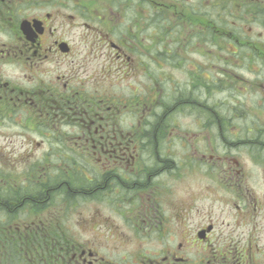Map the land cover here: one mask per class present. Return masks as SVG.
<instances>
[{
  "label": "flooded vegetation",
  "instance_id": "obj_1",
  "mask_svg": "<svg viewBox=\"0 0 264 264\" xmlns=\"http://www.w3.org/2000/svg\"><path fill=\"white\" fill-rule=\"evenodd\" d=\"M68 1L0 0V264H264V110L212 101L218 80L235 86L229 58L264 62L245 25L264 18V0H205L202 15L175 0H102L108 23L133 13L146 25L166 13L177 31L165 37L168 24L156 25L158 40L134 50L126 35L114 41L87 24L111 50L91 71L66 37L68 17L80 18ZM216 13L238 21L218 23L208 16ZM215 36L226 52L213 79L210 63L181 54L216 45ZM149 64L162 75L151 83ZM123 75L144 78L126 94L115 89ZM241 85L264 103V81ZM243 111L258 113L250 126L236 122ZM180 112L190 114L186 126L169 121ZM82 201L97 210L77 219L79 230L104 225L137 247L104 248L101 232L77 240L67 213Z\"/></svg>",
  "mask_w": 264,
  "mask_h": 264
},
{
  "label": "rangeland",
  "instance_id": "obj_2",
  "mask_svg": "<svg viewBox=\"0 0 264 264\" xmlns=\"http://www.w3.org/2000/svg\"><path fill=\"white\" fill-rule=\"evenodd\" d=\"M103 2L102 0H80V1H68V9L69 11L73 8H77L80 18L74 19L68 17V22H67V39L71 42L73 48H74V55L73 57L76 59V61L83 60L85 62L84 67L90 69L94 65H101L104 57L109 54L111 51L108 46L102 48L98 42V34L94 32V30H90L88 27L85 25L89 24L91 26H96L100 28L106 35V32H109L111 34L110 39L116 41L119 40L118 37L121 35H126V37H129L131 41V44L134 46L138 45V42H144V41H156L158 38L156 37V25H158L159 28L165 26L168 24V28L164 29H169L172 31L166 30L164 33V36L166 37V34H170V32L177 31L175 29V25L178 23L177 19L175 18H170L169 16L166 15V13L163 14L162 17H160L159 22L157 21L156 17H153L152 15H148V19L146 22V25L143 24L141 18L137 15H133V13H130L126 16L122 17H114L115 20L112 22H107V17H98V12L97 8H100L99 5L100 3ZM174 2H178L180 5V10L184 11L185 13H193L194 8L195 12L197 15H202V9L205 7V0H186L185 2L183 0H175ZM134 7L138 6V2H131ZM207 4V2H206ZM213 4V2H212ZM182 8H185L186 10H182ZM96 10V11H95ZM199 10V11H197ZM70 13V12H69ZM160 15V14H159ZM211 19L215 20L216 22H221L222 17H223V22H227L228 24H232L235 21H238L237 14L235 13L234 16H227V21L225 20V15L219 16H211ZM103 20V21H102ZM264 18H255L251 17L248 21V24L252 26L254 31H255V37L259 40H256V44L258 47H260L258 50L261 51L264 54ZM179 24H189L187 19H179ZM163 25H162V23ZM100 25V26H99ZM241 26L240 24H238ZM239 27L237 28V30ZM196 30L199 29H194V36L196 35ZM245 30H247V26L245 27ZM191 31L190 33H192ZM186 31H181L178 33L179 39L184 40V36L186 35ZM243 36L248 37L247 33H241ZM171 35V34H170ZM202 36V35H201ZM165 37H163V40H165ZM106 38V37H105ZM123 38V37H122ZM203 39V38H202ZM221 39L218 40V38L215 36L213 41L216 43V45L212 44H205L203 47L202 42H196L197 45H194V48L190 49L189 53L187 52L186 54H181L182 56H187L190 59H194L198 63H210L211 64V72H212V78H218V70L220 69V64L219 61L216 59V55H219L220 52H226V51H221L218 49L217 46H222L219 45L218 43L220 42ZM202 45H201V44ZM145 44L149 45L150 43ZM211 45V47H208ZM178 51V49H176ZM137 51H142L143 54L146 57H152L150 53L148 52V49H137ZM203 51V52H200ZM205 52V53H204ZM242 53L240 56H244L245 53L248 52V50H243L241 51ZM231 62L234 63L227 71V75L233 80V83L235 84L234 87H230L228 82L224 79L221 81L218 80V83H223L224 86H222L223 91L219 92V94H215V98L212 99V101L215 103V100L222 99L224 100L225 105H229L230 102L232 104H239V102H236L240 100L244 105L248 106H260L256 108L257 110H264V103L260 100L259 96L253 93L252 95L250 94L249 91L245 90V84L246 80L249 82L253 81L255 79H259V82L261 83L264 81V62L260 61H255L250 59L249 57L247 58H242V59H232L229 58ZM150 61V60H149ZM252 62V63H251ZM260 62V63H258ZM209 64V65H210ZM182 69H178V79L182 80L183 79V74L185 73V69L189 68L188 64H183ZM149 75L147 77L148 83H151L153 81H156L160 79L162 75H159L157 72V69L155 65H150L149 64ZM203 67V65H201ZM124 76V75H123ZM159 76V77H158ZM132 78H127L124 76L125 80H123L121 77L116 76L115 77V89L119 91L120 93H130L129 89L132 87L134 88L137 86L138 82L140 83L144 77L141 76H131ZM238 81V82H236ZM147 82V81H146ZM108 84V81L105 79H102L100 81L99 89L101 91L105 90V86ZM249 90V87H247ZM252 89V88H251ZM125 90V91H123ZM237 90H240L238 97H235L234 95L237 94ZM228 92V94H227ZM255 95V96H254ZM235 99H232L234 98ZM236 100V101H235ZM222 103H220L221 105ZM247 111L242 112V116L236 121L243 125V126H250L249 124H244V122H249L251 120H254L258 117V113L251 112L249 115L246 113ZM261 120L264 119V112L260 115L259 117ZM175 120L178 123H182L184 126L191 121V117L189 113H175L174 116H169V121ZM187 130V129H184ZM216 131V130H213ZM232 131V130H231ZM182 147V146H181ZM183 150L181 149V152ZM82 203H88V204H82ZM91 203V204H90ZM94 207H93V206ZM97 210V203L96 202H80V204L76 208H71L68 210L67 217H68V230L69 232L79 241H85L86 239L90 238L92 233L96 232H101L102 234V243H104V248H109V249H133L137 247V243L134 240H125L126 242H121L117 241L112 236H108V232L104 225H102V228H97L95 224H92L91 228L85 231L79 230L77 227V219H82V218H87L93 216V214ZM102 213L107 214L109 212L108 208H101L100 209Z\"/></svg>",
  "mask_w": 264,
  "mask_h": 264
},
{
  "label": "trees",
  "instance_id": "obj_3",
  "mask_svg": "<svg viewBox=\"0 0 264 264\" xmlns=\"http://www.w3.org/2000/svg\"><path fill=\"white\" fill-rule=\"evenodd\" d=\"M216 87H212V90H214Z\"/></svg>",
  "mask_w": 264,
  "mask_h": 264
}]
</instances>
